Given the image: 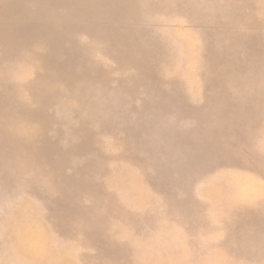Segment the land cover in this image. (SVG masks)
<instances>
[{"label": "rangeland", "instance_id": "obj_1", "mask_svg": "<svg viewBox=\"0 0 264 264\" xmlns=\"http://www.w3.org/2000/svg\"><path fill=\"white\" fill-rule=\"evenodd\" d=\"M0 264H264V0H0Z\"/></svg>", "mask_w": 264, "mask_h": 264}]
</instances>
